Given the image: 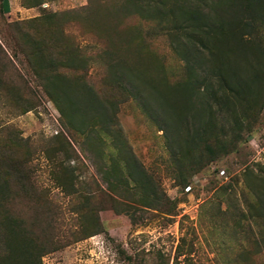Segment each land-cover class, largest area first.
Listing matches in <instances>:
<instances>
[{
  "label": "rangeland",
  "instance_id": "rangeland-1",
  "mask_svg": "<svg viewBox=\"0 0 264 264\" xmlns=\"http://www.w3.org/2000/svg\"><path fill=\"white\" fill-rule=\"evenodd\" d=\"M7 2V13L0 10V31L5 37L1 38L2 43L13 56L15 67L36 93L37 104L32 111L21 115L0 96V136L15 135L28 142L34 152L30 165L35 170V179L60 206L63 215L60 238H64V242L70 233L79 229L77 214L72 211L79 208L80 199L67 196L55 187L50 174L53 163L43 151L55 146L53 139L60 133L67 137L69 134L58 109L40 89L23 56L15 54L8 25L38 18L45 13L79 14L71 18L74 23L69 24L67 32L90 56V74L95 75L100 73L105 62L100 58L102 39L111 35L112 22L120 24L125 35L143 42L144 68L149 78L158 84L154 90L137 77L134 85L140 92L118 104L116 125H106L101 130L95 128L104 145L92 147L101 151L104 164L112 168L115 162L120 170L130 162L129 152L132 153L161 186L174 209L170 215L146 211L131 201L140 198L137 193L136 196L129 191L121 193L123 199H120L113 194L115 192H108L116 203L104 202L106 211L99 215L103 233L44 256L42 264H174L176 248L182 239L183 251H192L193 264H264V210L259 212V219L254 220L252 215L255 212L246 207L247 201H254L255 192L264 194V60L256 51L264 53V25L256 21L251 25L254 30L249 27L240 30V24H246L249 14L243 12L244 15L237 20L233 5L237 7L239 2L233 4L231 0H129L127 3L126 0H45L33 9L23 8L22 0ZM215 23L224 27V33L231 34L230 38H225L230 40L224 41V46H220V41L216 44L221 37L209 40V43L205 40L203 31H207L206 25ZM240 34L251 35L249 48L241 47L232 39ZM192 37L204 40V46L196 42L191 44L189 39ZM205 46L227 53L225 56L231 61V67L247 83L243 85H248V90L245 97L235 101L238 117L226 118L220 113L216 118L217 130L220 125L229 138L233 137L236 128L234 134L238 132L240 135L236 147L209 162L192 177L189 187L183 189L176 185L170 172V152L160 129L171 128L178 121V114L168 97L179 90L184 81L183 52L197 60L205 71L211 60ZM254 74H258L257 79ZM176 83L181 84L180 87ZM166 84L169 91H166ZM204 96L207 100L208 94ZM173 102L176 107L177 101ZM219 106L222 103L215 105L214 109ZM200 114L203 117L206 113ZM74 137L72 146L87 168L81 166L72 154L64 162L79 177L78 183L82 185H77L76 189L87 188L84 181L89 189H94L89 181L94 177L106 190L95 165L96 152H82L83 136ZM123 148L126 152L119 156L118 151ZM124 171L125 175L127 171ZM220 171L225 172L223 178L219 177ZM247 173L250 177L245 176ZM126 210L134 216L137 224H131ZM127 257H132L133 261L129 262Z\"/></svg>",
  "mask_w": 264,
  "mask_h": 264
},
{
  "label": "trees",
  "instance_id": "trees-1",
  "mask_svg": "<svg viewBox=\"0 0 264 264\" xmlns=\"http://www.w3.org/2000/svg\"><path fill=\"white\" fill-rule=\"evenodd\" d=\"M44 1L22 0L21 5L25 9H33ZM231 1L233 4L239 2L237 7L233 5L237 20L244 15L243 12L248 11L249 14L245 25L241 26L239 22L240 30L248 27L254 30L255 27L251 25L256 21L264 25V0ZM0 10L7 13V0H0ZM76 16L79 14L45 13L38 18L12 23L8 29L15 54L23 56L40 89L58 109L69 134L67 137L60 133L53 139L55 146L45 149L43 154L53 163L50 174L55 187L67 196L80 199L79 208L72 211L77 214L79 229L70 233L66 242L60 238L63 215L60 206L35 179V170L30 165L34 152L27 141L15 135L0 136V264H42L44 256L103 233L99 215L106 211L104 202L116 203L108 192H115L113 194L120 199H123L121 193L127 191L135 196L138 194L140 198L131 201L146 211L154 210L170 215L174 209L161 186L132 153L129 152L130 162H126V166L120 170L115 162L112 168L104 164L101 151L92 147L104 145V140L96 134L95 128L100 127L101 130L106 125H116L118 104L134 98L140 92L134 85L137 77L151 85L152 89L158 88L157 81L149 78L144 68L143 42L132 35H125L121 25L110 20L114 28L110 36L102 39L100 58L105 59L104 67L100 73L91 75L90 56L74 43L67 32L69 24L74 23L71 18ZM206 27L207 31L203 32L208 43L209 40L221 37L216 40V44L220 41L222 46L224 41L230 40L225 38H230L231 34L224 33V27L221 28L219 23ZM250 36L240 34L232 39L241 47L249 48ZM1 38L5 37L0 31V96L6 98L8 104L23 115L36 107L37 95L15 67L13 56L7 52ZM189 41L193 45L196 42L204 46V40L199 38L192 37ZM205 48L211 59L210 67L205 71L197 60H192L190 55L183 52L184 81L181 87V84L176 83L180 89L168 97V102L178 114V121L171 128L160 129L164 132L166 147L170 152V172L176 185L183 189L189 187L192 177L209 162L236 147L235 142L240 138L238 132L234 134L236 128L233 137L229 138L220 125L217 130L216 118L220 113L225 114L226 118L238 117L235 101L245 97L248 90V85H243L247 83L231 67V61L225 56L227 53L215 51L213 47ZM256 51L261 55L258 57L264 60V53L262 55L261 51ZM253 77L257 79L258 74ZM167 90L170 87L166 84ZM205 93L208 94L207 100ZM173 100L177 101L178 109ZM219 103L222 106L214 109ZM201 112L206 114L202 117ZM90 120H93L92 123ZM76 135L84 138L82 152H96L95 165L106 190L102 189L94 177L89 179L94 189H89L85 181L84 185L88 189H76L77 185H82L78 183L79 177L73 168L64 164L72 154L86 168L72 146ZM118 152L121 156L126 151L123 148ZM124 169L127 171L125 175ZM245 176L250 177L248 173ZM254 197L253 202L247 201L246 207L255 212L252 215L255 220L259 219V212L264 210V194L255 192ZM126 212L131 224H137L134 216ZM182 242L183 239L176 248L174 264H193L192 251H183ZM181 257L183 259L178 262ZM127 260L132 262L133 258L127 257Z\"/></svg>",
  "mask_w": 264,
  "mask_h": 264
},
{
  "label": "built area",
  "instance_id": "built-area-1",
  "mask_svg": "<svg viewBox=\"0 0 264 264\" xmlns=\"http://www.w3.org/2000/svg\"><path fill=\"white\" fill-rule=\"evenodd\" d=\"M46 7H47V5H46ZM224 176H225V172L224 171H220L219 172V177L223 178Z\"/></svg>",
  "mask_w": 264,
  "mask_h": 264
}]
</instances>
